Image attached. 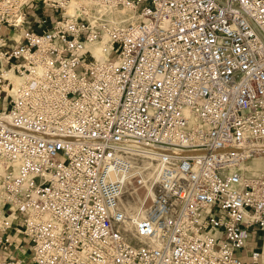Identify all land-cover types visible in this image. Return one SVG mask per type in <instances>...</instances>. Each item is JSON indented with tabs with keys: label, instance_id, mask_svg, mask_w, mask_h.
I'll return each instance as SVG.
<instances>
[{
	"label": "built area",
	"instance_id": "1",
	"mask_svg": "<svg viewBox=\"0 0 264 264\" xmlns=\"http://www.w3.org/2000/svg\"><path fill=\"white\" fill-rule=\"evenodd\" d=\"M0 28V264H264V0H0Z\"/></svg>",
	"mask_w": 264,
	"mask_h": 264
},
{
	"label": "rangeland",
	"instance_id": "2",
	"mask_svg": "<svg viewBox=\"0 0 264 264\" xmlns=\"http://www.w3.org/2000/svg\"><path fill=\"white\" fill-rule=\"evenodd\" d=\"M25 10L29 13L32 12V13H35L37 15H42V16L46 17L48 23L51 22L52 20L58 18V12L57 11H55V10H42L41 6L37 3L31 4L30 6L26 7ZM13 38L17 39V36H13ZM9 43H11V42H9ZM12 43L15 44L14 41H12ZM114 56H115V54H113L111 58H113ZM6 102L7 101L5 100L3 103L5 104ZM1 103H0V105H1ZM263 159H264V157H263ZM263 159H258V161L257 160L255 161V159H252L251 161H249L247 163V165H248L247 169L249 170V172L252 174H257V173L260 174V173H262V171L264 172V160ZM261 163H262V165H261ZM257 164H259V165H257ZM257 168H259V169L261 168V169L259 170ZM254 171H256V172H254ZM144 194H145V192L141 188L135 191L133 185L128 184L126 186L124 192H123L122 197H121V203L123 206H125V208L128 211L134 212V210L137 208V206L140 203V198L143 197ZM19 225H21V224H19ZM21 242L24 245H27V243H28V241L25 239H22ZM247 248L248 249H254V248L257 249L258 246L255 244H252V242H251V244ZM0 255H5V252H2L0 250Z\"/></svg>",
	"mask_w": 264,
	"mask_h": 264
},
{
	"label": "bare ground",
	"instance_id": "3",
	"mask_svg": "<svg viewBox=\"0 0 264 264\" xmlns=\"http://www.w3.org/2000/svg\"><path fill=\"white\" fill-rule=\"evenodd\" d=\"M96 52L98 53L99 52V50L98 49H96ZM258 159H263V158H257V159H255V161L257 160L258 161ZM264 160V159H263ZM262 160V161H263ZM257 165H259V164H257ZM261 165H262V163H261ZM248 166V165H247ZM253 166V165H252ZM255 166V165H254ZM256 168V167H255ZM254 168V169H255ZM257 169H259V168H257ZM261 169V168H260ZM259 169V170H260ZM249 171V170H248ZM252 171V170H251ZM258 171V170H257ZM254 172H256V171H254ZM263 172V171H262ZM258 174V173H257ZM149 193H151L150 191H148V194ZM144 198V196L143 197H141V200ZM142 213H143V208H142V201L139 203V205L137 206V208L134 210V215L136 216V217H141V215H142Z\"/></svg>",
	"mask_w": 264,
	"mask_h": 264
},
{
	"label": "crops",
	"instance_id": "4",
	"mask_svg": "<svg viewBox=\"0 0 264 264\" xmlns=\"http://www.w3.org/2000/svg\"><path fill=\"white\" fill-rule=\"evenodd\" d=\"M3 29L2 28H0V31H2Z\"/></svg>",
	"mask_w": 264,
	"mask_h": 264
}]
</instances>
